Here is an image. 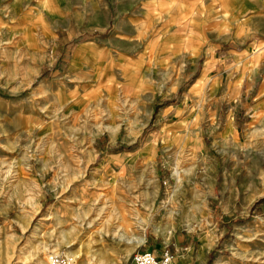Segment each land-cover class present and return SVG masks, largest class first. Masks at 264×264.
<instances>
[{
    "label": "rangeland",
    "instance_id": "1",
    "mask_svg": "<svg viewBox=\"0 0 264 264\" xmlns=\"http://www.w3.org/2000/svg\"><path fill=\"white\" fill-rule=\"evenodd\" d=\"M141 1L0 0V264H264V47L165 56Z\"/></svg>",
    "mask_w": 264,
    "mask_h": 264
},
{
    "label": "crops",
    "instance_id": "2",
    "mask_svg": "<svg viewBox=\"0 0 264 264\" xmlns=\"http://www.w3.org/2000/svg\"><path fill=\"white\" fill-rule=\"evenodd\" d=\"M140 4L143 14L128 13L126 16L136 32L142 29L151 32L153 23L158 22L166 38L180 43V50L167 49L165 56L179 52L196 56L202 40L219 39L228 46L223 47L224 52H218L222 46L211 45L203 65L215 70L217 66L244 65L251 52L254 54L264 47V0H142ZM183 24L186 27L176 31L175 28ZM190 41L192 47L187 53ZM101 55L104 60V53ZM122 56L126 58L127 55ZM248 67V80H251L258 70L254 63H249ZM245 77L238 76L235 84H242ZM213 84V88L218 86L217 82ZM231 84L229 87H233V82Z\"/></svg>",
    "mask_w": 264,
    "mask_h": 264
},
{
    "label": "built area",
    "instance_id": "3",
    "mask_svg": "<svg viewBox=\"0 0 264 264\" xmlns=\"http://www.w3.org/2000/svg\"><path fill=\"white\" fill-rule=\"evenodd\" d=\"M132 264H175L174 255L168 249H164L160 254L144 249L135 251L131 258ZM46 264H78L76 260L68 256L65 252H52L48 255Z\"/></svg>",
    "mask_w": 264,
    "mask_h": 264
},
{
    "label": "bare ground",
    "instance_id": "4",
    "mask_svg": "<svg viewBox=\"0 0 264 264\" xmlns=\"http://www.w3.org/2000/svg\"><path fill=\"white\" fill-rule=\"evenodd\" d=\"M44 4H45V3H44ZM44 4H43V5H41V7H45V5H44ZM76 258H79V257H77V256H75V258L73 257V259H74V260H76Z\"/></svg>",
    "mask_w": 264,
    "mask_h": 264
}]
</instances>
